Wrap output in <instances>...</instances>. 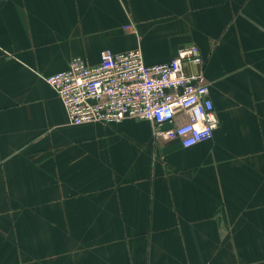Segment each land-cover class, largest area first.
<instances>
[{
  "label": "crops",
  "instance_id": "crops-1",
  "mask_svg": "<svg viewBox=\"0 0 264 264\" xmlns=\"http://www.w3.org/2000/svg\"><path fill=\"white\" fill-rule=\"evenodd\" d=\"M189 44L219 117L191 147L72 124L46 79ZM0 264H264V0H0Z\"/></svg>",
  "mask_w": 264,
  "mask_h": 264
},
{
  "label": "built area",
  "instance_id": "built-area-1",
  "mask_svg": "<svg viewBox=\"0 0 264 264\" xmlns=\"http://www.w3.org/2000/svg\"><path fill=\"white\" fill-rule=\"evenodd\" d=\"M125 28L134 30L132 24ZM185 63L200 70L188 72ZM204 66L196 44L179 48L168 62L151 65L140 48L106 49L98 63L76 57L66 69L46 79L72 124L146 120L157 143L179 141L191 147L211 139L219 126Z\"/></svg>",
  "mask_w": 264,
  "mask_h": 264
}]
</instances>
